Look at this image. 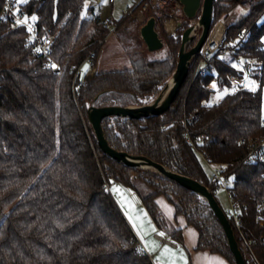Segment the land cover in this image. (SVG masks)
<instances>
[{"label":"trees","instance_id":"trees-1","mask_svg":"<svg viewBox=\"0 0 264 264\" xmlns=\"http://www.w3.org/2000/svg\"><path fill=\"white\" fill-rule=\"evenodd\" d=\"M238 4L248 6L247 11L227 24L222 46L205 71H199L200 53L193 57L167 111L142 118L107 116L102 128L113 148L187 175L215 196L217 181L198 153L208 156L227 178L228 194L241 207L243 229L257 239L254 249L264 264V161L244 162L250 144L264 140V19L259 20L264 0H214L212 26ZM20 5L39 36L52 35L50 58L63 72L55 75L48 57L32 54L26 27L13 26L8 17L0 21V264H155L136 249L138 240L109 189L111 180L134 192L153 223L181 243L182 229L170 225L156 203L157 196H164L175 215L197 231L196 249L236 264L222 226L202 196L103 153L87 119L91 103L152 101L176 68L190 21L168 33L156 18L164 57L147 58L140 48L130 54L129 67L85 77L74 97L70 65L79 64L108 27L88 0H26ZM2 6L0 0V17ZM127 17H119L118 26ZM134 22L136 29L143 23ZM243 27L248 32L237 42ZM243 65H249L247 73ZM232 75L242 82L234 83ZM247 77L258 88H246ZM219 88L229 91L209 103ZM186 134H206L209 140L192 145Z\"/></svg>","mask_w":264,"mask_h":264},{"label":"water","instance_id":"water-1","mask_svg":"<svg viewBox=\"0 0 264 264\" xmlns=\"http://www.w3.org/2000/svg\"><path fill=\"white\" fill-rule=\"evenodd\" d=\"M178 1L182 5V12L180 17L178 16L174 19L176 23L175 28L180 27L186 20L190 21L195 17H197V22L190 24V26L183 31L176 68L164 88L152 101L147 104L98 106L91 103L87 109V119L96 138L97 145L103 153L127 166L162 175L202 196L207 201L222 226L235 263L245 264L238 242L235 238L233 228L224 210L216 200L213 192L209 190L207 186L187 175L175 172L146 156H133L125 151L113 148L108 143L102 128V119L104 117L113 115L119 117L142 118L159 115L167 111L175 99L181 84L187 76L191 60L196 54H198L212 27V12L214 3V0ZM195 29L200 31L197 38H195V35L193 34ZM139 34L147 50L155 51L163 47V40L156 29V18L154 16L148 17L146 21L141 24L139 27ZM193 40H195L193 46L187 49L188 43Z\"/></svg>","mask_w":264,"mask_h":264},{"label":"built area","instance_id":"built-area-1","mask_svg":"<svg viewBox=\"0 0 264 264\" xmlns=\"http://www.w3.org/2000/svg\"><path fill=\"white\" fill-rule=\"evenodd\" d=\"M98 3L102 0H96ZM108 4L113 5L116 0H104ZM21 2H17V0H3L2 13L0 17V21L5 18H11L13 26H24L26 27L30 34L31 40L29 42V46L31 48V52L35 56H46L50 60L48 62V68L57 76H60L63 72L62 65L50 58V45L52 43V35L39 36L37 33V27L34 23V20L27 17L25 13L21 9ZM182 5L178 0H137L132 7L124 8L121 13V17H127L128 15H132L135 13L136 17L146 20L150 16H154L155 18H159L160 22L164 26V29L171 33L175 30V12L176 10L181 9ZM149 11L147 16H145V11ZM103 23L108 27L109 32H113L118 27V22L110 15H106L102 17ZM173 20L174 26L172 28H168L167 22ZM19 22V23H18ZM197 17L190 20V24L196 23ZM227 27V23L222 20H218L210 29L207 38L205 39L202 47L199 52L203 64L199 68L200 72H203L207 69V65L211 61V57L215 54L219 48L222 46L224 40V33ZM198 29L193 31L195 37L198 36L196 33ZM108 32V33H109ZM248 32L247 27H243L237 34V42H240L244 39ZM102 39L97 41L96 46L87 54V56L79 63V64H71L70 72H72V92L74 97L79 93L81 85L85 77H89L93 73V59L95 56L96 48L101 45ZM91 44V43H90ZM39 49V51H37ZM55 65V67H53ZM87 66V67H85ZM245 68V72L247 73L249 70V65H243ZM213 69V67H211ZM231 80L234 83H241L242 79L236 75H232ZM262 123H264V116L262 118ZM186 140L194 144V141H208L209 137L206 134L195 135L194 137L186 134ZM201 160L209 167L210 174L213 179L217 181V189L224 188L227 190L228 188V180L225 178L211 161V159L202 154L198 153ZM257 160L264 161V140L257 143H251L249 146V150L244 157L245 163H251ZM228 194V191H227ZM229 198V207L226 209V216H229L233 222V226L239 235L240 239V251L242 253L245 264H262L260 258L255 252L254 246L257 243V239L252 236H248L242 226V218H241V207L235 204L232 199ZM233 228V227H232ZM234 231V230H233ZM164 240V237L159 236ZM139 254H147L142 246L138 243L136 246Z\"/></svg>","mask_w":264,"mask_h":264},{"label":"rangeland","instance_id":"rangeland-1","mask_svg":"<svg viewBox=\"0 0 264 264\" xmlns=\"http://www.w3.org/2000/svg\"><path fill=\"white\" fill-rule=\"evenodd\" d=\"M88 1L91 5L92 4L94 5L95 10L100 14L101 18L106 15H110L115 20H118V18L121 17L122 10L124 8L128 9L132 7L137 0H116V2L113 5L108 4L104 0H102L99 3L98 2L96 3L95 0H88ZM254 1H259V0H254ZM247 9L248 6L238 4L235 8H233L230 11L227 18L223 19L222 21L229 24L233 22L240 14L245 13ZM181 12H182L181 9L176 10L174 16L180 17ZM148 13H149L148 10L145 11V16H147ZM135 15H136L135 13H133L132 15H128V17L124 20L122 25L118 26L115 31L109 32L105 36L99 47L96 60L92 67L93 73L95 71H107V70L123 69L129 67L130 54L134 51L139 50L140 48H142L140 50L147 58H161L165 56L166 54L165 46L155 51H149L146 49L145 44L140 37L139 29H136L135 27L136 23L134 22V20H136L138 23H142V22L144 23L146 20L138 18ZM263 19H264V13L262 14L259 20H263ZM156 29L159 32L157 24H156ZM196 33L199 35L200 31L197 30ZM233 64L235 66H238V62H235ZM243 85L248 89L258 88V83L249 77L245 78ZM228 91H229L228 88L215 89L214 92L211 94L208 102L209 103L218 102ZM203 166L206 172H208L209 167L206 164H204ZM109 187H111L109 189L111 190L112 194L113 195L115 194L118 197L117 198L114 195L116 201L119 200V202H121V205H123L124 210L127 211V213H129L131 216L136 214L137 220L138 221L139 219L141 220V223L144 224L146 229L145 235L148 234V231L151 228L152 229L154 228V231L156 232L155 227L151 225L153 224L152 223L153 221L150 219V217L149 216L146 217L145 212L142 211L143 209L141 207L135 208L134 205L129 201V197L127 196L128 192L127 191L125 192L126 195L121 194L120 192H119L120 194H118L116 188H123L124 186L111 180L109 183ZM215 196L217 197V200L219 201L221 207L224 210L228 209L229 199H228L227 190L224 188H219L215 191ZM164 252L166 254L167 251L164 250ZM154 258L157 261L158 256H154Z\"/></svg>","mask_w":264,"mask_h":264},{"label":"crops","instance_id":"crops-1","mask_svg":"<svg viewBox=\"0 0 264 264\" xmlns=\"http://www.w3.org/2000/svg\"><path fill=\"white\" fill-rule=\"evenodd\" d=\"M116 191L118 194L121 193L125 195V192L127 191L129 201L134 205V207H141L143 209L142 211L145 212L146 217L149 216L140 199L134 192L126 187L116 188ZM115 197L117 196L115 195ZM117 203L119 204L133 232L135 233L138 243L142 246L143 250L154 261L155 264H229L223 256L217 253L196 249L198 239L197 231L194 227L186 223L185 218L182 215H175L174 207L164 196H157L156 203L167 222L176 228L182 229L181 243L171 239V237H169L166 232L160 230L153 222L152 223L154 225H151L155 227L156 232L154 231V228H151L149 229L148 234L145 235V226L141 223L140 219L139 221L137 220L136 214L131 216L129 213H127V211L124 210L123 205H121L119 200H117ZM159 236L164 237V240ZM164 250L167 251L166 254ZM154 256H158L157 261Z\"/></svg>","mask_w":264,"mask_h":264},{"label":"bare ground","instance_id":"bare-ground-1","mask_svg":"<svg viewBox=\"0 0 264 264\" xmlns=\"http://www.w3.org/2000/svg\"><path fill=\"white\" fill-rule=\"evenodd\" d=\"M167 26H168V28H172L174 26V21L171 20V21L167 22Z\"/></svg>","mask_w":264,"mask_h":264},{"label":"snow or ice","instance_id":"snow-or-ice-1","mask_svg":"<svg viewBox=\"0 0 264 264\" xmlns=\"http://www.w3.org/2000/svg\"><path fill=\"white\" fill-rule=\"evenodd\" d=\"M17 2L19 3V2H26V0H17ZM33 19H36V17L35 16H33ZM19 23V22H18ZM37 51H39V49H37ZM53 67H55V65H53ZM85 67H87V66H85Z\"/></svg>","mask_w":264,"mask_h":264}]
</instances>
